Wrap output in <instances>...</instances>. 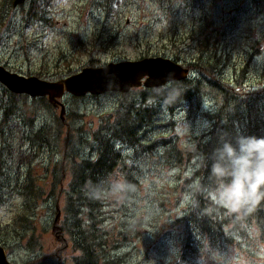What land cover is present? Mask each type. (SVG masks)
Listing matches in <instances>:
<instances>
[{"label":"rangeland","instance_id":"374dc122","mask_svg":"<svg viewBox=\"0 0 264 264\" xmlns=\"http://www.w3.org/2000/svg\"><path fill=\"white\" fill-rule=\"evenodd\" d=\"M11 1L0 0V65L9 72L56 82L83 68L161 57L189 70L181 94L194 91L198 80L201 85L199 104L184 100L173 109L168 107L172 102L165 101L166 86L159 91L133 89L126 97L65 95L60 102L66 109V132L58 126L59 110L43 106L39 99L12 95L0 85V208L5 209L0 214V245L8 249V260L73 263L71 244L62 231L70 176L55 174V165L63 157L67 164L72 157L91 158L97 148L94 132L100 130L98 138L110 134L103 131L116 129L118 116L132 108L139 111L133 122L140 126V142L137 147L121 140L113 145L138 186L129 183L130 191L102 195L95 210L103 220L102 238L107 247L113 246L110 256L122 264H264L260 229L218 203L225 216H236L222 230L233 238L230 247L222 249L225 245L195 235L202 246L198 258L183 263L178 258L186 233L182 216L196 186L197 159L188 155L209 130L215 105L214 91L203 85L204 73L193 67L205 63L208 55L232 49L229 68L218 83L222 92L231 87L237 95L241 90L232 85V66L241 67L253 54L245 87L254 84L264 91V0H53L39 18L30 17L42 7L36 0L18 8H12ZM201 34L208 40L202 56L196 41ZM165 151L170 153L167 158ZM112 175L124 178L118 168ZM26 178L43 196L30 202L24 213L27 199L21 191ZM20 215L32 217L22 223L16 219ZM29 237L35 245L26 249Z\"/></svg>","mask_w":264,"mask_h":264},{"label":"trees","instance_id":"16d2710c","mask_svg":"<svg viewBox=\"0 0 264 264\" xmlns=\"http://www.w3.org/2000/svg\"><path fill=\"white\" fill-rule=\"evenodd\" d=\"M36 1L38 5L42 7L38 6L41 11H37V7L36 10L32 12L34 13L33 16H30L32 18H39L40 13L44 15L45 10H47L53 2V0ZM32 6H34V4H31L29 9ZM19 7H22V5ZM196 41L200 56H202L204 51L207 53L208 40L201 34V36L196 37ZM231 50L232 49H230L227 54L220 55L214 53L212 56L208 55L205 63L200 60L201 58L199 59V57H197V61H201V64H197L193 67L194 70L196 69L204 73L201 74V76L206 79V81L204 82L202 78L200 80L204 82L203 85L207 84L214 91L215 105L213 111L209 115L211 120L209 130L201 137V142L195 148L196 151L188 155L189 157L193 156L197 159V168L193 172L196 186L193 192L191 205L182 216L184 233H186L184 234V241L179 251L178 258L180 263L198 258V251L202 246L200 247L198 242L196 243L195 235L207 238L209 242L214 245H225L222 249L230 247L229 245L233 242V238L230 237L229 234L225 235L222 230L223 226L225 227L226 221L234 222L236 216H225L224 213H226V211L211 199L209 192L210 189L214 187V181L209 176L205 157L212 154L222 138L226 137L234 142L235 138L240 135L264 137V91L260 88L257 90L254 84H250L247 88L245 87L249 69L255 60H251L254 55L250 54L248 56V61L245 64L242 62V65H239L241 67L234 68L236 64L232 66V70L234 71L232 85L234 83L236 88L241 90L239 94L236 95L235 90L231 88L229 84V92H222V87L218 83L220 80L223 81L222 78L224 77L220 76V74H223L222 71L229 68ZM206 75L210 76L211 79L208 80ZM213 80L216 81L217 85H212L214 83ZM187 85V81H182L180 83H171L166 86L164 93L167 94V98H165V101L172 102V104L168 106L170 109L178 106L181 102H184V100H195L197 104L200 103L197 96L199 91L197 85L200 86L201 82H199V80L197 81L194 91L188 92L187 95L181 94L180 92L186 89ZM156 90L159 91L161 89ZM147 91L151 90L148 89ZM119 95L123 97L127 96V94ZM37 99L43 101V106H48L53 109L46 98ZM45 100L46 102L44 103ZM53 110L57 111L55 109ZM6 115L7 113H5L4 118ZM65 115L64 121H61L58 116V126L65 129L66 132L67 123L65 121ZM137 115H139V111L128 108L127 112H122V115L118 116L120 122L116 129L109 127L103 131V133L110 132V134H106L103 138H98L96 133L100 130L95 131L94 140L97 144V148L96 151H92L91 158L80 159L72 157L71 162L67 164L63 157L60 158L55 165V174L60 171L64 174L67 172L70 176L68 185L69 192L64 196L63 214L65 219L64 222H62V231L64 233V238L71 244L74 254L72 264H122L119 262V258L110 256L109 247L113 248V246L110 245L107 247V242L102 238L103 220L99 219L95 211L98 207V199L94 198L89 193L93 186L100 185L101 182L106 181L107 178L114 173L116 168L122 172L128 183L135 187L138 186V181L134 179L131 174L132 171L130 172L129 169L124 166V158L120 151H116L113 145L115 141L121 140L126 141L131 146L137 147L136 144L140 142V132H138L140 126L133 122ZM37 135L36 138H39L40 133ZM62 154L66 155L67 151H62ZM169 154V151H165L163 158H167ZM28 189H32L31 192H26ZM21 194L27 199L23 210L24 213L29 209L30 202L43 196L41 191H38L35 187L32 188L29 178L25 179ZM31 217V215H20L16 217V219L18 222L26 223L28 218ZM239 220L247 225L255 224L260 229L262 235L261 239L264 241V203L257 206L255 210L249 214H239ZM32 241L33 237H29L26 249L33 248L35 243ZM1 242L2 241H0V243ZM114 242L118 243V241H112V243ZM2 247L6 250V253H8V249L4 246Z\"/></svg>","mask_w":264,"mask_h":264},{"label":"water","instance_id":"95a60500","mask_svg":"<svg viewBox=\"0 0 264 264\" xmlns=\"http://www.w3.org/2000/svg\"><path fill=\"white\" fill-rule=\"evenodd\" d=\"M26 1L12 0L11 7L17 8ZM188 76V69L161 57L109 63L100 68H83L80 72L56 82L24 77L9 72L0 65V85L15 95H25L32 99L46 98L53 109L59 110L61 121H64L65 107L60 100L65 95L83 97L127 94L141 87L149 90L165 87L184 81ZM0 264H11L1 246Z\"/></svg>","mask_w":264,"mask_h":264},{"label":"clouds","instance_id":"9594fccd","mask_svg":"<svg viewBox=\"0 0 264 264\" xmlns=\"http://www.w3.org/2000/svg\"><path fill=\"white\" fill-rule=\"evenodd\" d=\"M214 187L210 196L230 213L249 214L264 203V137L240 135L235 141L222 138L210 156L205 157ZM133 188L119 175H110L93 186L90 195L101 198L130 191ZM4 208H0L3 214Z\"/></svg>","mask_w":264,"mask_h":264}]
</instances>
